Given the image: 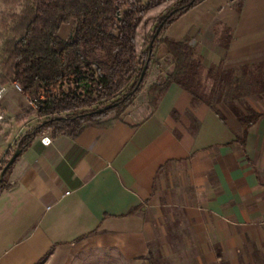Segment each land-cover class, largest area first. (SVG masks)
Returning a JSON list of instances; mask_svg holds the SVG:
<instances>
[{
	"label": "crops",
	"instance_id": "1",
	"mask_svg": "<svg viewBox=\"0 0 264 264\" xmlns=\"http://www.w3.org/2000/svg\"><path fill=\"white\" fill-rule=\"evenodd\" d=\"M216 24L230 29L228 49L216 42ZM67 26L71 33L74 23ZM67 32L64 25L58 35L67 40ZM164 36L195 47L205 70L257 64L264 0H202ZM166 58L160 44L159 65L117 119L46 147L37 137L21 154L0 196V264H77L88 254L130 264H264V117L243 127L222 102L193 106L175 84L151 108L150 85L173 69ZM0 87L4 152L40 121L14 84ZM244 101L264 114V100Z\"/></svg>",
	"mask_w": 264,
	"mask_h": 264
},
{
	"label": "trees",
	"instance_id": "2",
	"mask_svg": "<svg viewBox=\"0 0 264 264\" xmlns=\"http://www.w3.org/2000/svg\"><path fill=\"white\" fill-rule=\"evenodd\" d=\"M201 1L26 0L23 10L10 18L11 25L2 19L9 39L0 53V83L18 84L28 107L35 103L28 114L35 113L40 121L21 135L14 150L23 153L46 131L52 139L62 135L73 140L110 115L117 119L142 92L150 65H159L155 50L160 44L167 48L165 64L173 69L150 85L151 108L175 84L190 94L193 106L213 108L222 102L243 127L264 117L254 115L244 101L245 96L264 100V61L229 71L205 70L195 47L164 36ZM70 22L74 27L63 40L59 30ZM215 28L216 42L228 49L230 29L222 24ZM14 150L6 155L0 173ZM18 158L0 177V196L11 187L8 177Z\"/></svg>",
	"mask_w": 264,
	"mask_h": 264
},
{
	"label": "rangeland",
	"instance_id": "3",
	"mask_svg": "<svg viewBox=\"0 0 264 264\" xmlns=\"http://www.w3.org/2000/svg\"><path fill=\"white\" fill-rule=\"evenodd\" d=\"M133 1L137 2L136 0H133ZM25 3H26V0H0V9H1L0 10V52H2L1 50L4 46V43L9 39V29L3 27L1 20L5 19L11 25L10 18L16 14H19L23 10L22 7L25 6ZM137 3H139V2H137ZM70 28H71L70 26L66 25V29L68 31L67 33H70ZM208 86L210 87L209 84H208ZM142 88H143V86H142ZM134 101H135V99H134ZM133 102L131 105H133ZM110 117H113V115L106 117L104 120L109 119ZM104 120H102V121H104ZM46 133L50 135L49 131H46ZM46 133H43V134H46ZM41 136H42V134H41ZM10 151L9 150L8 151L6 150L4 152L0 151V159H1L0 168H2L1 165L3 164L4 160L6 159V155L8 153H10ZM77 262H78L77 264H130L126 260H121V258H119L118 256L111 255V254H108L105 256H98L96 254H88V255L82 256Z\"/></svg>",
	"mask_w": 264,
	"mask_h": 264
},
{
	"label": "built area",
	"instance_id": "4",
	"mask_svg": "<svg viewBox=\"0 0 264 264\" xmlns=\"http://www.w3.org/2000/svg\"><path fill=\"white\" fill-rule=\"evenodd\" d=\"M14 89L17 90L18 92H20V87L18 84H14ZM5 88L4 87H0V103L2 102V100L4 99L5 97ZM29 107L32 108V109H36L35 107V103L34 102H31L29 104ZM5 121H6V116H5V113L3 111H0V133H1V129L3 127V125L5 124ZM21 136H18L17 138V142L19 140ZM40 144L43 146V147H46V146H49L52 144V138H51V135L49 134H42V136H40ZM1 161V159H0Z\"/></svg>",
	"mask_w": 264,
	"mask_h": 264
},
{
	"label": "water",
	"instance_id": "5",
	"mask_svg": "<svg viewBox=\"0 0 264 264\" xmlns=\"http://www.w3.org/2000/svg\"><path fill=\"white\" fill-rule=\"evenodd\" d=\"M230 1H234V0H230ZM159 31H160L159 28H157V29H156V33H155V35H154V38H156V36L158 35ZM147 65H148V64H146V65L143 67V70H142V72H141L142 76H141L140 80L143 78V75H144V72L146 71ZM103 110H104V109L96 111V114H101ZM14 151H15V152H14V154L12 155V157H11V158L7 161V163L5 164L6 166H5L4 170L2 171V173L0 174V177H2V175L5 173V171H6L10 166H12V164L16 161V159L18 158V156L22 153V151L19 150V149H18V150H14Z\"/></svg>",
	"mask_w": 264,
	"mask_h": 264
}]
</instances>
